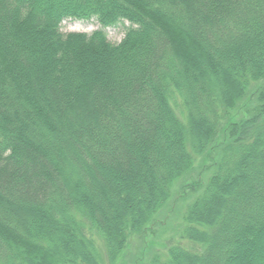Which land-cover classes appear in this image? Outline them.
I'll return each mask as SVG.
<instances>
[{"label":"trees","instance_id":"1","mask_svg":"<svg viewBox=\"0 0 264 264\" xmlns=\"http://www.w3.org/2000/svg\"><path fill=\"white\" fill-rule=\"evenodd\" d=\"M177 191L141 264H264V0H0V264H114Z\"/></svg>","mask_w":264,"mask_h":264},{"label":"rangeland","instance_id":"2","mask_svg":"<svg viewBox=\"0 0 264 264\" xmlns=\"http://www.w3.org/2000/svg\"><path fill=\"white\" fill-rule=\"evenodd\" d=\"M127 26H129V22L123 21L117 25L105 28L104 32L107 39L112 43L119 42L124 36ZM99 28L100 25L95 19H65L60 24L62 33L84 32L90 34ZM197 165H200V161ZM197 174L198 169L194 170L188 177L182 179V184L197 179ZM189 193L190 192L186 191L182 198V193L177 191L171 198L167 207L158 214L156 223L151 226L143 240L138 238L131 240L121 257L114 264H141L140 262L149 258L151 251L159 248L158 243L167 245L168 241L166 240L175 237V230L182 222L181 216L184 212V205L186 204L185 197H187Z\"/></svg>","mask_w":264,"mask_h":264}]
</instances>
